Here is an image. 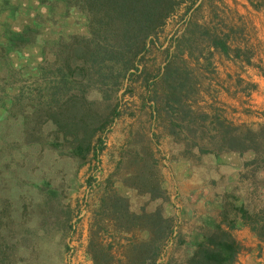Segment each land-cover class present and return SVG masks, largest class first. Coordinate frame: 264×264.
<instances>
[{"label":"rangeland","instance_id":"374dc122","mask_svg":"<svg viewBox=\"0 0 264 264\" xmlns=\"http://www.w3.org/2000/svg\"><path fill=\"white\" fill-rule=\"evenodd\" d=\"M250 1L262 0L175 5L115 96L86 92L95 109L111 103L117 114L82 159L42 113L26 114L36 101L37 66L52 60L59 37L85 32L84 15L72 0H0V85H9L0 95L18 93V83L26 95L8 110L0 96V264H92L88 232L110 222L98 211L104 192L125 196L135 212L159 208L171 217L159 264H184L223 199L232 210L240 203L264 208V173L246 163L250 151L197 150L215 133L213 114L264 126V4ZM21 30L29 43L13 38ZM213 39L225 41L226 54ZM173 84L176 99L169 94ZM25 128L34 133L24 138ZM142 174L145 186L136 178ZM230 232L240 244L233 264H264V239L238 222ZM133 233L140 235L137 228ZM116 235L121 243L125 233Z\"/></svg>","mask_w":264,"mask_h":264},{"label":"trees","instance_id":"16d2710c","mask_svg":"<svg viewBox=\"0 0 264 264\" xmlns=\"http://www.w3.org/2000/svg\"><path fill=\"white\" fill-rule=\"evenodd\" d=\"M72 1L84 15L85 32L59 37L54 43L52 60L37 66L40 79L34 88L36 101L32 103V112L26 115L28 119L33 113L39 119L44 115V119L50 120L63 138H70L73 143L70 151L84 159L92 137L109 116L117 114L111 103L103 105L100 111L95 109V100L88 98L86 92L95 89L105 99L115 96L123 77L131 68H136L135 57L145 49L147 38L175 5L184 0ZM250 2L255 6L264 4V0ZM23 31L12 34L19 45L30 42L21 37ZM212 45L219 46L222 53L228 51L224 40L213 39ZM7 86L0 85V89ZM17 86L20 89L18 93L2 94L7 99L2 104L5 110L19 104L20 97L26 96H21L23 85L18 83ZM171 87L169 94L176 99L173 93L176 86L173 84ZM197 116L204 119L207 113ZM208 122L212 123L215 133L208 136L207 147L197 145V150L213 153L250 151L252 156L246 163L253 164L264 173L263 125L253 128L251 124H232L215 114L209 117ZM32 128L37 130L38 124ZM23 132L24 138L34 133L26 131V128ZM136 178L140 185L145 186L149 182L144 174ZM231 207V203L223 199L218 218H210L208 229L193 243L184 264H233L240 247L230 232L236 222L247 225L257 239H264V208L249 209L242 203L236 209ZM98 209L110 222L88 232L85 251L92 264H159L157 259L161 247L172 231L169 215H164L159 208L148 211L141 208L135 212L129 208L126 197L115 191L104 192L99 197ZM97 219L101 220V217ZM106 226L110 227L112 234L108 235ZM99 228L107 235L98 233ZM135 228L140 235H134ZM119 232L125 233L121 243H118V235L114 236Z\"/></svg>","mask_w":264,"mask_h":264}]
</instances>
